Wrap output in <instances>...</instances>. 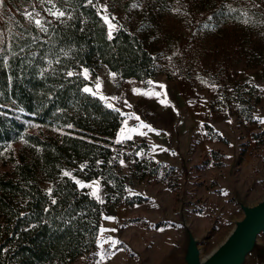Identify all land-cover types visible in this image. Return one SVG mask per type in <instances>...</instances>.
Returning <instances> with one entry per match:
<instances>
[{
    "label": "trees",
    "instance_id": "1",
    "mask_svg": "<svg viewBox=\"0 0 264 264\" xmlns=\"http://www.w3.org/2000/svg\"><path fill=\"white\" fill-rule=\"evenodd\" d=\"M98 1L3 0L0 6V264H72L95 250L104 209L148 201L127 194L122 159L135 162L139 181L160 176L175 191L168 180L173 169L137 157L148 145L116 143L123 117L83 91V69L95 75L105 65L137 81L180 77L207 91L211 113L253 120L254 87L229 88L225 77L238 63L250 69L264 63V0H106L131 12L135 24L121 26L111 40ZM53 4L64 17L49 14ZM203 129L223 140L208 125ZM68 168L84 181L100 180L103 203L65 177ZM47 183L51 194L43 189Z\"/></svg>",
    "mask_w": 264,
    "mask_h": 264
},
{
    "label": "rangeland",
    "instance_id": "2",
    "mask_svg": "<svg viewBox=\"0 0 264 264\" xmlns=\"http://www.w3.org/2000/svg\"><path fill=\"white\" fill-rule=\"evenodd\" d=\"M104 7L107 13L102 11ZM98 9L101 16H115L112 22L118 29L121 26L130 29L135 25L131 12H118L106 0L98 1ZM28 18L35 24L37 18L33 15H28ZM85 70H82V76L88 83L85 87L95 93L89 94L116 108L123 117V124H148L166 132L169 153L164 154L163 162L151 159L174 170L169 172L168 180L175 191L169 190L167 180L161 181L158 179L160 176L139 181L135 170L126 171L123 165L128 177L127 194L141 195L148 201L142 206L128 207L119 203L111 209H104L95 250L77 258L72 264H158L173 249L172 243L180 235V230L173 228L172 241L161 248V243L166 245L170 238L166 226L172 225L169 220L176 218L181 196L185 199L186 220L194 234L200 236L210 230L203 244V253H208L228 232L232 219L239 216L231 198L232 192L235 190L253 200L264 191V123H260V119H264V63L254 69L238 63L225 77L229 88L243 83L254 87L253 95L259 98V102L252 112L253 120L248 122L241 121L236 115L211 113L207 91L190 86L180 77L168 80L164 74H159L144 81L122 79L113 76L105 65H99L95 75L87 70L86 78ZM97 80L100 83L98 91ZM204 125L211 127L223 140L207 136ZM134 141L145 143L141 139ZM148 147V151L139 150L137 157L141 158L139 153L151 151V146ZM65 171L71 173L74 182L79 180L84 185H91L84 188L90 195L96 190L97 196H91L103 203L105 194L98 180L84 181L73 174V169ZM159 174L163 175V172ZM43 189L49 193L51 184H45ZM160 203L164 208L166 203H170L171 210L168 214L163 211L162 218H157L151 207L157 212ZM135 219L138 221L132 222ZM158 224L162 225L158 227ZM112 241L118 243L113 246Z\"/></svg>",
    "mask_w": 264,
    "mask_h": 264
},
{
    "label": "water",
    "instance_id": "3",
    "mask_svg": "<svg viewBox=\"0 0 264 264\" xmlns=\"http://www.w3.org/2000/svg\"><path fill=\"white\" fill-rule=\"evenodd\" d=\"M231 198L239 216L232 219L222 240L205 254L203 244L210 230L200 236L194 234L186 220L185 199L181 196L177 216L169 220L180 235L158 264H264V191L248 200L234 190Z\"/></svg>",
    "mask_w": 264,
    "mask_h": 264
},
{
    "label": "crops",
    "instance_id": "4",
    "mask_svg": "<svg viewBox=\"0 0 264 264\" xmlns=\"http://www.w3.org/2000/svg\"><path fill=\"white\" fill-rule=\"evenodd\" d=\"M144 125H148V124H144ZM148 126H150V128L152 130H149L148 127H142L141 125H133V124L129 125V124H123L121 122L119 130H118L117 135L115 137L116 141L120 143V142L127 141V140H132V141L140 140V139L144 140L146 145L151 146V151L144 153L145 155L142 154V153H139V154L142 155L141 157L149 158V159L153 158V159H155L157 161H162L163 162L164 159H165V155L164 154L168 152L167 144H166V138H165L167 136L166 132L156 129L155 126H151V125H148ZM133 129H135V131H133ZM157 150H159V151H157ZM158 153H160V155H157ZM123 165L126 166V169H127L126 171H128L130 169V172H131V170L133 171V169H134L135 162L134 161H129V160H124V161L122 160L120 162L121 174L127 176L126 171H124L122 169ZM98 181L101 183L100 180H98ZM101 185H102V183H101ZM143 204H146V203H141L139 205L142 206ZM158 208L159 209L158 210L156 209L157 210V212H156L155 209L153 207H151V209L154 211L156 217L158 218V216H159V217L162 218L163 211H165V213H167V214L170 212L171 204L170 203H166V207L165 208L161 204V206L158 207ZM173 228H176V227H174L173 225L166 226V230L169 233V235H170L169 237L170 238L167 239V244L166 245L164 243H161V248L162 249L164 247H167L168 244L170 243V241H172L173 236H174ZM140 239H141V237H139V241H140Z\"/></svg>",
    "mask_w": 264,
    "mask_h": 264
},
{
    "label": "snow or ice",
    "instance_id": "5",
    "mask_svg": "<svg viewBox=\"0 0 264 264\" xmlns=\"http://www.w3.org/2000/svg\"><path fill=\"white\" fill-rule=\"evenodd\" d=\"M2 2H3V0H0V5H2ZM51 2H52V0H48V3H51ZM87 4H89V5H93V0H87ZM133 6L135 7V6H137V5H133ZM47 11L49 12L50 15L56 17L57 19H59V18L65 16V12H64V11H61V10H59V9H56V5H55V4L52 5V8L47 9ZM102 11H103L104 13H107V8L104 7V8L102 9ZM177 11H179V10H177ZM232 11H235V10L233 9ZM244 15H247V14L245 13ZM69 18H71V17H69ZM101 18L104 20L105 24H106L107 27H108L107 36H108L109 40L113 39V38H114V37H113V32L116 31V30H118V26L112 22V21H114V20L116 19V17H115V16H111V17H109L107 14H105V15H103ZM209 20H211V17H209ZM245 22L247 23V21H245ZM35 24H36V26L39 28V30H40L41 32H47V31H48V29L44 26L43 22H42L40 19H36V20H35ZM205 27H207V25H205ZM34 39H35V38H34ZM0 43H2V41H0ZM2 51H3V49H0V52H2ZM21 51H23V49H21ZM14 54H15V53H14ZM65 55H67V53H65ZM57 62H58V61H57ZM48 63H49V65H51L52 61L49 60ZM73 75H74V73L71 72V71L67 73V76H68V77H72ZM112 75L114 76L115 74H112ZM85 77L87 78V70H85ZM151 83H152V82L149 81V84H151ZM99 87H100V83H99V80H97V91L99 90ZM161 87H162V86H161ZM83 91L86 92V93H92V90L89 89V88H87V87H85V88L83 89ZM92 94H95V93H92ZM144 94L147 95L148 93H144ZM156 95H158V94H156ZM101 98L103 99V97H101ZM160 102H161V103H165L164 100H161ZM108 106H109V107H112V105H108ZM136 119H139V117H136ZM229 122H230V121H229ZM260 123H264V119H260ZM141 126H142V127H148L149 130H152V129L150 128V126H148V125H141ZM69 127H71V125H69ZM133 131H135V129H133ZM63 175H64L65 177L72 178L70 172L65 171V172H63ZM75 183H76L80 188H84V187H86V186H87V187H91V185H84V184L81 183L79 180H76ZM93 184H96V182L94 181ZM97 187H98V186H97ZM49 194H51V189H49ZM225 194H226V193H225ZM91 195H93V196H97V191L94 190V191L91 193ZM52 203L55 204L56 201H55V200H52ZM108 219H111V218H108ZM106 242H107V241H106ZM117 243H118L117 241H112V245H113V246H115ZM100 246H101V248L103 247V245H100ZM101 259H103V255H102V254H101ZM97 264H99V262H97Z\"/></svg>",
    "mask_w": 264,
    "mask_h": 264
}]
</instances>
